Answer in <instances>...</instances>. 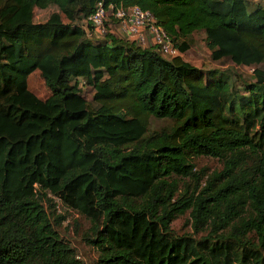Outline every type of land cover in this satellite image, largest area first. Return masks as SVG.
I'll use <instances>...</instances> for the list:
<instances>
[{"label": "trees", "instance_id": "obj_1", "mask_svg": "<svg viewBox=\"0 0 264 264\" xmlns=\"http://www.w3.org/2000/svg\"><path fill=\"white\" fill-rule=\"evenodd\" d=\"M97 3L148 10L180 54L201 30L214 61L264 60V8L248 0H0V264H87L60 236L46 193L90 221L92 264H264V150L251 134L264 128V92L254 90L264 69L243 95L215 70L112 36L111 19L91 41L81 26ZM50 5L69 23L59 12L33 22ZM34 70L44 99L27 89ZM148 116L173 125L144 137ZM199 155L220 170L177 194L175 177L197 178ZM187 210L192 230L209 226L215 240L169 234ZM248 232L255 243L240 240Z\"/></svg>", "mask_w": 264, "mask_h": 264}, {"label": "rangeland", "instance_id": "obj_2", "mask_svg": "<svg viewBox=\"0 0 264 264\" xmlns=\"http://www.w3.org/2000/svg\"><path fill=\"white\" fill-rule=\"evenodd\" d=\"M248 9L251 10L256 6L264 8V0H248ZM59 12L54 5H50L45 9L33 10V22H43L49 13ZM60 14L61 21L63 23H69L63 14ZM109 32L112 36L122 38V36L114 29ZM85 38L94 41V37H88L85 33ZM103 37L96 38L101 40ZM184 40L188 44V49L182 54L178 53L181 60L186 61L190 65L198 68L199 70L205 72L207 70H215L225 77L229 81L230 90H235L237 93L247 95L248 93L244 90L245 84H251L255 81L252 75V70L254 68L264 69V60L252 66L234 65L229 59L222 58L220 60L214 61L210 58L209 48L206 46L204 33L201 30L193 31L190 35L186 36ZM150 45L147 42L146 46ZM64 52V51H62ZM79 93L80 96L86 101L91 102V97L93 94L92 87L86 83L84 78H78ZM206 76H204V81ZM27 89L32 92L37 98L44 99L49 94L50 91L48 87L44 84L42 77L40 76L38 70L32 71L26 77ZM254 90L256 92H264V84L255 86ZM173 125V121L170 118H157L154 116H148L146 119V132L144 137H147L153 133L160 131H167ZM253 142L261 149L264 150V128L256 127L251 131ZM133 146H128L123 149L128 151L132 149ZM193 170L197 174V178L194 177H175L177 184L176 193L180 194L184 189L187 191L194 190L195 187H202L205 180L209 178L214 172L219 171L222 162L217 158L210 156H194L190 159ZM46 197L50 198L54 208L55 214L61 215L62 220L59 226L60 236L72 247L77 258L81 259L87 264H92L98 257L99 252L95 247L90 245L85 240V235L89 234V228L91 227L90 221L83 215L79 214L75 210H72L61 203L58 197L46 193ZM169 234L172 237L179 236H190L195 240H201L202 238H207L209 241H213L216 237L208 236L209 226L206 228L194 232L191 227V218L189 216V210L185 211L183 214L176 216L168 225ZM228 228L222 230L223 234H227ZM248 241L255 243V235L252 232L244 234L240 237V240L246 242Z\"/></svg>", "mask_w": 264, "mask_h": 264}, {"label": "built area", "instance_id": "obj_3", "mask_svg": "<svg viewBox=\"0 0 264 264\" xmlns=\"http://www.w3.org/2000/svg\"><path fill=\"white\" fill-rule=\"evenodd\" d=\"M110 19L111 23L108 24L110 32L113 28L124 39L133 41L142 47L149 42L150 45L158 46V50L167 57L177 56L179 53L167 38L164 30L155 23L152 14L136 5L114 8L112 4H109L105 9L101 3H97L81 28L88 37H99L105 34L106 23Z\"/></svg>", "mask_w": 264, "mask_h": 264}]
</instances>
